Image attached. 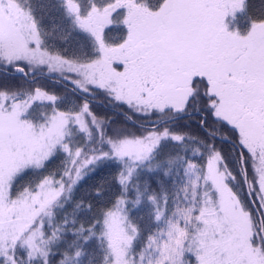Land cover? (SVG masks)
I'll return each mask as SVG.
<instances>
[{
	"label": "snow or ice",
	"instance_id": "snow-or-ice-1",
	"mask_svg": "<svg viewBox=\"0 0 264 264\" xmlns=\"http://www.w3.org/2000/svg\"><path fill=\"white\" fill-rule=\"evenodd\" d=\"M0 264H264V0H0Z\"/></svg>",
	"mask_w": 264,
	"mask_h": 264
}]
</instances>
